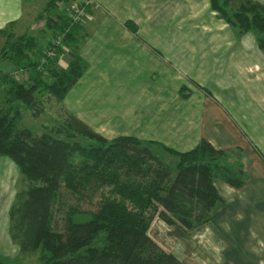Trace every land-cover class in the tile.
Listing matches in <instances>:
<instances>
[{
  "label": "trees",
  "instance_id": "obj_1",
  "mask_svg": "<svg viewBox=\"0 0 264 264\" xmlns=\"http://www.w3.org/2000/svg\"><path fill=\"white\" fill-rule=\"evenodd\" d=\"M70 1L49 0L39 16L56 34L65 30L68 45L75 42L81 27L70 25L72 17L56 20L52 11ZM210 1L221 19L239 34L253 33L264 51L263 4ZM7 32L0 30L6 40L0 51L4 62L0 63V90L5 95L4 103L0 102V158L13 160L26 178L9 213L10 235L21 253L39 252L38 264H183L151 238V224L158 217L194 231L212 222L219 214L217 208H224L214 181L221 178L242 187L248 178L243 165L237 169L222 163L221 157L228 153L203 140L188 153L170 151L179 159L171 168L138 139L109 141L75 116L55 131L57 136L35 135L22 128L23 107L32 108L36 97L47 93L63 99L87 66L75 56L60 70L56 60L39 52L42 49L33 35L16 38ZM35 53L49 61V76L31 62ZM11 65L18 70L31 67V85L16 81L9 71ZM5 70L8 73L3 74ZM76 158L82 160L76 162ZM98 192L99 201L93 203ZM87 200L96 210L82 208Z\"/></svg>",
  "mask_w": 264,
  "mask_h": 264
},
{
  "label": "rangeland",
  "instance_id": "obj_2",
  "mask_svg": "<svg viewBox=\"0 0 264 264\" xmlns=\"http://www.w3.org/2000/svg\"><path fill=\"white\" fill-rule=\"evenodd\" d=\"M203 8L196 9V12L199 10L202 15ZM114 10L117 11L106 8L99 0H71L67 4L58 6L52 11L56 20L72 17L73 21L70 25L81 27L75 34V42L69 45L64 39L68 35L65 30L56 34L54 30L46 26L45 21L37 18L39 9L35 10V16L32 19L31 16L28 18L33 20L29 26L26 22L23 29H17V27L9 29V32L14 33L16 38L27 35V33L33 35L39 48L42 49L39 52L43 51V54L49 55L50 60H56V68L60 70L66 69L75 56L82 58L87 66L76 86L63 99L47 93L44 96L38 95L32 108L23 107L20 126L31 130L35 135L48 133L57 136L55 131L63 127L70 116H75L86 122L94 132L104 135L109 141L120 137L138 139L144 145L149 146L161 162L168 167L175 168L179 159L170 151L182 150L179 153H188L200 145L199 143L192 150L183 151L191 148L196 142V131H193L196 121L185 116L187 105L183 104V99L189 98L193 89L202 90L201 88H204L212 93L208 85L202 82L198 66L188 64V57L181 56L182 44L201 43L204 50L205 48L213 49L214 45H217V48L225 47L229 43L235 45V40H228L230 36L227 33H239V31L227 26L223 19H217L216 14L213 15L207 5V12L205 16H200V21L187 22L186 17L181 16L180 18L179 15H175L174 22L169 24L168 29H164L166 23L161 24L164 17L155 16L152 23L157 29L154 34L158 39L155 40L158 48L154 43H150L151 39L146 32L151 31L152 23L143 20L140 25L132 19H122L118 12L123 9ZM213 25L214 29L211 27ZM169 31L174 32L175 35L173 40L167 41L164 36L167 37L166 33ZM194 31L209 33L210 37L203 36L205 39L195 40L193 37L197 34ZM122 33H128L131 39L125 38L124 40ZM56 35L59 36L57 41H55ZM5 41V37L1 36L0 51ZM50 42L55 43L56 47H50ZM164 44L171 47L175 56L165 55ZM138 46L141 47L142 66L140 70L139 68L135 70L134 60L137 61L138 56L132 53L133 47L137 49ZM147 46L164 54L157 55L158 58L155 56L158 62L147 63L149 61L147 52L144 53ZM32 56L31 62H36L41 72L48 73L46 63L49 61L43 55L35 53ZM192 58L197 60V56H192ZM1 62L3 61L0 56ZM10 70L16 81L31 85L33 75L31 67L25 65L24 68L18 70L11 65ZM4 73L8 71L5 70ZM46 76L49 75L46 74ZM4 97L2 89L0 90L1 103H4ZM59 138L65 139L66 137L61 135ZM76 159V162L82 160L81 158ZM221 159L222 163H227L237 169L239 165H243L245 171V164L239 153L231 152L222 156ZM244 179L246 180L242 187H231L243 188L248 182L247 177ZM216 180L224 181L221 178ZM25 185L26 178L15 162L8 157H1L0 260H7L5 264H38L39 252L21 253L18 245L12 241L9 231L11 207L16 200L17 193ZM99 194L100 192L95 194L93 203L99 201ZM82 208L87 211L96 210V206L90 204L89 200L82 203ZM217 209L219 214L216 217H219L225 207L220 206ZM216 217L214 220H217ZM197 230L188 232L194 235ZM4 255L8 258L3 259Z\"/></svg>",
  "mask_w": 264,
  "mask_h": 264
},
{
  "label": "crops",
  "instance_id": "obj_3",
  "mask_svg": "<svg viewBox=\"0 0 264 264\" xmlns=\"http://www.w3.org/2000/svg\"><path fill=\"white\" fill-rule=\"evenodd\" d=\"M48 1L0 0V30L23 29L26 22L29 26L35 10L39 9V18ZM99 1L115 12L117 10L114 9L119 11L122 8L118 12L122 19H132L140 25L143 20L152 23L155 16L164 17L161 21V24L166 23L164 29L173 24L175 15L186 17L187 22L200 21V16H205L207 12V5L208 10L221 20L218 13L213 11L210 0ZM253 1L264 5V0ZM199 8H203L202 15L199 10L196 12ZM30 16L31 19H28ZM225 24L230 27L227 22ZM211 27L215 28L214 25ZM146 32L150 43L158 47L155 24L152 23L151 31ZM194 33L197 34L193 37L195 40L210 37L209 33ZM122 34L124 40L131 39L128 33ZM166 35L164 38L169 41L174 39L175 33L169 31ZM227 35L230 36L228 40H235V45L229 43L220 48L214 45L213 49L204 50L201 43L182 44L181 56L188 57V64L198 66L202 82L212 91L193 89L189 98L183 99V104L187 105L185 116L196 121L193 127L196 142L183 151L192 150L206 140L218 151L239 153L245 164L248 182L243 188L235 189L222 180H216L215 186L225 210L216 217L217 220L200 227L194 235L160 218L153 221L149 230L151 238L183 264H264V51L251 32ZM164 46L165 55L175 56L171 47L167 44ZM145 52L149 64L151 61L158 62L156 57L162 54L148 46ZM132 54L138 56L134 66L135 70H140L141 47H133ZM192 56H197V60ZM7 258L3 256V259ZM5 261L0 260V264H5Z\"/></svg>",
  "mask_w": 264,
  "mask_h": 264
}]
</instances>
